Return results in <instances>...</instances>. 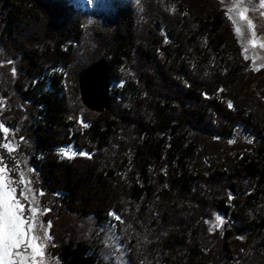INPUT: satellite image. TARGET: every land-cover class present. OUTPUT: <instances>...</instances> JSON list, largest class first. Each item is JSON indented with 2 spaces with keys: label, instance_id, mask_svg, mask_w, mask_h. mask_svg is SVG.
Masks as SVG:
<instances>
[{
  "label": "trees",
  "instance_id": "16d2710c",
  "mask_svg": "<svg viewBox=\"0 0 264 264\" xmlns=\"http://www.w3.org/2000/svg\"><path fill=\"white\" fill-rule=\"evenodd\" d=\"M99 60L105 113L78 83ZM2 125L59 264H264V69L220 0H0Z\"/></svg>",
  "mask_w": 264,
  "mask_h": 264
},
{
  "label": "rangeland",
  "instance_id": "374dc122",
  "mask_svg": "<svg viewBox=\"0 0 264 264\" xmlns=\"http://www.w3.org/2000/svg\"><path fill=\"white\" fill-rule=\"evenodd\" d=\"M220 1L233 25L244 59L251 63L255 72H259L264 69V0ZM113 86L118 89L121 84H114ZM252 88L255 90L256 84ZM8 134V128L2 125L0 143L8 153H12L15 151V147ZM55 151L62 160H72L79 156L90 155L88 152L74 148L71 145L58 147ZM65 153H68V155H65ZM2 169H6V171H0V185L8 184V187L14 190L12 193L15 198L14 202L22 207V217L26 221L23 226L26 235L19 248L13 249V252H19L21 255L13 257V259H15L16 264H21V262L22 264H59L58 260L48 253L51 244L50 228L41 219L39 198L33 187L31 177V174H35L34 169H21L19 180L12 179L3 158L0 157V170ZM18 190H20L19 193ZM112 218L117 219L115 216H112ZM224 223V218L217 216L211 224V230L221 228ZM113 243L114 240H111L107 245L110 246ZM29 244L38 246V251L42 254H37V248L29 247Z\"/></svg>",
  "mask_w": 264,
  "mask_h": 264
},
{
  "label": "snow or ice",
  "instance_id": "6c2138e0",
  "mask_svg": "<svg viewBox=\"0 0 264 264\" xmlns=\"http://www.w3.org/2000/svg\"><path fill=\"white\" fill-rule=\"evenodd\" d=\"M65 155H68V153H65ZM0 171H6V169ZM13 191L8 187V184L0 185V264H16L13 257L21 254L13 252V249L19 248L26 235L23 227L26 223L22 217L23 209L18 203L14 202ZM34 239L36 238L34 237ZM28 246L37 248V254H42L39 253L38 246L31 244Z\"/></svg>",
  "mask_w": 264,
  "mask_h": 264
},
{
  "label": "water",
  "instance_id": "95a60500",
  "mask_svg": "<svg viewBox=\"0 0 264 264\" xmlns=\"http://www.w3.org/2000/svg\"><path fill=\"white\" fill-rule=\"evenodd\" d=\"M81 100L84 106L96 113L110 110L109 64L99 60L84 69L78 79Z\"/></svg>",
  "mask_w": 264,
  "mask_h": 264
}]
</instances>
